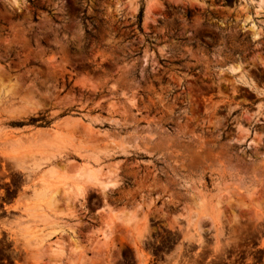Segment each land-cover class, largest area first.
Returning a JSON list of instances; mask_svg holds the SVG:
<instances>
[{
  "label": "rangeland",
  "instance_id": "1",
  "mask_svg": "<svg viewBox=\"0 0 264 264\" xmlns=\"http://www.w3.org/2000/svg\"><path fill=\"white\" fill-rule=\"evenodd\" d=\"M243 1L0 0V72L38 98L0 93V264H264V97L227 70L264 89ZM67 121L89 148L56 142ZM62 164L101 180L50 211Z\"/></svg>",
  "mask_w": 264,
  "mask_h": 264
},
{
  "label": "bare ground",
  "instance_id": "2",
  "mask_svg": "<svg viewBox=\"0 0 264 264\" xmlns=\"http://www.w3.org/2000/svg\"><path fill=\"white\" fill-rule=\"evenodd\" d=\"M244 1H246V3H244V4H247L248 6L251 5L253 7L252 8L253 12L244 14V17H242L241 20L239 21V27H241L242 30L243 29H248L249 32L251 33V36H252L253 40L259 41L262 38V34L264 33V0H244ZM246 9H247V7H246ZM234 23H236V22L234 21ZM236 27H238V26H236ZM227 68H228L227 70H229V73L231 74L232 77H234V79L237 81V83L244 84L245 86H248V87H253V86L256 87L254 81L248 75V70L249 69L247 70L243 63H241V62H233V63H230ZM16 84L17 83L15 82L14 79H12V78L4 75L2 72H0V93H2V92L4 93L5 92V95L7 93H8V95L11 94V93H14L16 95L18 93V96H20V97L23 96L24 99L23 98L22 99L25 100V101L28 100V103H29V101H35L36 103L38 102V98L30 90H26L25 89L26 91L25 90L24 91H20L19 90L20 87L18 89V86ZM19 93L21 95H19ZM35 97L37 98V101H36ZM74 123H73V121H67L64 125L60 126L58 131L55 132V134H54V139L57 140L56 142H59V143L62 142L60 145L63 144L62 146L63 147L66 146V148L67 147L71 148V149H86L87 147L89 148V146H90V138L88 137V135L87 136L85 135V137L76 138V126H75L76 124H74ZM57 147H59V146H57ZM57 147H56V149H57ZM60 149L63 150L62 147ZM59 150H58V152H59ZM54 152H56V151H54ZM53 156H54V154H53ZM49 157H50V155H49ZM45 159L48 160L47 157H45ZM45 159L42 160V161H45ZM38 160H41V159H38ZM38 160L36 162L33 161L34 162V166H37L38 163H40V162H38ZM54 168L55 167L53 166L52 170ZM59 168H60V171L62 172V175H63V178H64L63 179L60 176L61 177L60 179L61 180L63 179V184H64L63 187H61V188L58 187L59 189L57 191L53 192L52 194L50 193L51 192L50 191L49 193L51 195L50 196L48 195L49 197L47 196L48 199H46V196H45L44 193H43L44 194L43 196H45V197L40 196L41 192H39V193L37 192L38 194H40L38 197H36L38 194H35L36 195L35 197L38 198L39 201L41 199L42 200L41 203H44L45 207H47L48 210H50V211H51V209H55V210L56 209H60L61 211L65 210V209H70L69 199L73 195L80 194L83 191L84 186H85L86 183H93V182L95 183V182H98L99 180H101L100 179L101 178L100 171L97 169V167L96 168H94V167L90 168L87 165H82L80 167L79 166L76 167V166H68V165H63L62 164L61 166H59ZM56 169H58V168L56 167ZM49 170L47 172L50 173V175L53 176L55 171L53 170L54 173L51 174L53 171L51 170L52 172H49ZM56 172H57V170H56ZM56 174H54V175H56ZM58 175H60V174H58ZM64 180H66L67 183H64ZM43 187H41V188H43ZM49 189H51V188H49ZM42 198L43 199L45 198L46 202H44ZM201 204L199 205L200 206L199 208L201 210L204 209V208L206 210L208 209V208H206L204 203L202 205ZM205 209H204V211H206ZM204 211H202V212H204ZM122 215L121 216H122V218H124V220H127L126 218H128L130 216V215L127 214V217H124V216H126L125 213L122 214ZM129 218H132V217H129ZM129 218H128V220H129ZM110 219H111V214L108 217V220H109L108 221V227H106L104 229V233H107V231H109V229H110V226H109V223H111ZM75 245H78V244H75Z\"/></svg>",
  "mask_w": 264,
  "mask_h": 264
},
{
  "label": "crops",
  "instance_id": "3",
  "mask_svg": "<svg viewBox=\"0 0 264 264\" xmlns=\"http://www.w3.org/2000/svg\"><path fill=\"white\" fill-rule=\"evenodd\" d=\"M242 5V4H241ZM253 7L251 6V5H249L248 6V10L247 11H245L244 12V14H246V13H252L253 12V9H252ZM263 52H264V45H263V50H262ZM258 86H256V93H258V95H260V96H262V97H264V89L262 88L261 89V87H258ZM260 90V91H259ZM261 92V93H260ZM263 107L262 108H260V110L261 111H264V105H262Z\"/></svg>",
  "mask_w": 264,
  "mask_h": 264
},
{
  "label": "trees",
  "instance_id": "4",
  "mask_svg": "<svg viewBox=\"0 0 264 264\" xmlns=\"http://www.w3.org/2000/svg\"><path fill=\"white\" fill-rule=\"evenodd\" d=\"M139 15H141V11L139 12ZM39 120L45 121V118L42 116V117H39V118H32L31 119L32 122L39 121Z\"/></svg>",
  "mask_w": 264,
  "mask_h": 264
}]
</instances>
